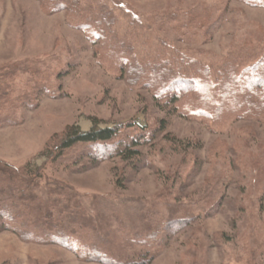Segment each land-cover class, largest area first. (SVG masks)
Returning a JSON list of instances; mask_svg holds the SVG:
<instances>
[{
    "label": "rangeland",
    "instance_id": "374dc122",
    "mask_svg": "<svg viewBox=\"0 0 264 264\" xmlns=\"http://www.w3.org/2000/svg\"><path fill=\"white\" fill-rule=\"evenodd\" d=\"M93 1L113 9L120 42L134 47L126 61L114 44L89 40L79 15L51 14L43 0H0V94L13 99L2 112L0 164L20 177L10 188L25 180L41 205L63 198L70 209L80 204L88 218L112 219V212L132 218L146 209L165 218L171 206L200 217L153 249L148 264H264V115L215 123L183 117L133 79L158 57L177 65L185 56L208 66L213 78L226 61L254 63L264 54V5L79 0L83 9ZM249 103L260 104L254 97ZM133 124L147 127L134 171L120 158L93 161L84 145L57 157L72 127L83 133L124 127L125 139L143 134ZM16 224V231L26 230ZM117 232L116 241L130 237V230ZM80 253L88 252L0 232V264H104Z\"/></svg>",
    "mask_w": 264,
    "mask_h": 264
},
{
    "label": "trees",
    "instance_id": "16d2710c",
    "mask_svg": "<svg viewBox=\"0 0 264 264\" xmlns=\"http://www.w3.org/2000/svg\"><path fill=\"white\" fill-rule=\"evenodd\" d=\"M263 1L250 0L248 3L262 6ZM43 2L51 14L68 10L73 15L81 16L77 21L78 28L87 38L92 42L104 41L114 44L121 60H123L122 55L126 61V58H130L129 54L132 51L135 53L130 43L120 42L119 35L114 30L117 19L109 5L93 1L88 3L86 9H83L79 0H43ZM240 66L232 60L226 61L216 78H213L208 66L190 61L185 56L177 65L158 57L150 63L141 65L134 72L133 79H137L136 82L139 85L143 83L144 86H148L154 92L157 101L164 104L166 109L183 117L207 119L214 123L224 122L236 115L242 118L261 117L264 115V54L254 63ZM6 75L8 76L7 73ZM40 87L41 84H37V88ZM42 87L46 89V86ZM241 94L244 95V99L240 97ZM250 97H254L260 104L255 103L252 107L249 103ZM216 98L218 101L214 104ZM23 99H27L26 95H23ZM11 100H13L11 95L0 94V120H2L0 124L2 126L7 122L2 112ZM27 102L30 103L29 96ZM160 124L162 133L166 126L164 122ZM136 126L133 124L130 127ZM137 127L141 128L143 134L129 135L125 139L120 138V133L126 129L124 127L100 130L94 126L86 133L72 127L55 151L58 152L57 157L62 159L66 151L77 145H84L86 156L91 157L93 161L120 158L134 171L141 160L138 148L146 143L144 134L147 131V127ZM175 144L180 146L179 143L175 142ZM17 177L16 173L10 172L0 164V232L10 230L23 239L36 243L59 244L74 250L81 247L88 253H80V257L99 260L104 264H148L154 259L153 249L166 242L167 237L171 236L170 234H173L175 230H180L200 218L192 212L179 214L176 206H171L172 210L165 218H162L158 210L147 212V209L145 212L135 213L132 218L127 214L123 219H119L115 212L110 213L112 219L107 216L99 219L88 218L80 204L72 205L70 209L69 205H65L60 200L63 198L41 205L37 195H34L25 180H21V184H14L15 186L10 188L9 183H15L16 179L20 178ZM27 191L30 192L27 194ZM14 217L26 230L16 231L14 225H17V221ZM121 228L130 230L128 233L130 237L116 241L117 233H120L117 229ZM35 232H39L42 237L47 236L48 239L34 236ZM104 232L107 234L103 235ZM118 241L121 243H117ZM132 247L141 250L132 251ZM101 254L107 257L103 258Z\"/></svg>",
    "mask_w": 264,
    "mask_h": 264
}]
</instances>
